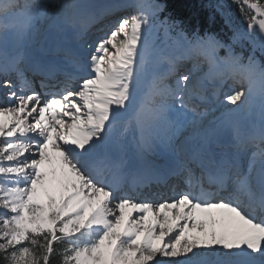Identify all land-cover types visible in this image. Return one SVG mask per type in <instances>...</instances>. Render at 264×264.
Returning a JSON list of instances; mask_svg holds the SVG:
<instances>
[{
    "label": "snow or ice",
    "instance_id": "snow-or-ice-1",
    "mask_svg": "<svg viewBox=\"0 0 264 264\" xmlns=\"http://www.w3.org/2000/svg\"><path fill=\"white\" fill-rule=\"evenodd\" d=\"M231 2L244 29L216 8L231 40L252 44L246 62L216 33L161 19L159 0L98 12L85 0H0V264H264V0ZM161 30L179 55L157 43ZM69 31L74 46L25 59L27 43ZM195 58L220 70L214 99L233 81L215 128L198 111V66L179 72Z\"/></svg>",
    "mask_w": 264,
    "mask_h": 264
},
{
    "label": "bare ground",
    "instance_id": "bare-ground-1",
    "mask_svg": "<svg viewBox=\"0 0 264 264\" xmlns=\"http://www.w3.org/2000/svg\"><path fill=\"white\" fill-rule=\"evenodd\" d=\"M22 1L23 0H21V2ZM85 2L93 6L92 7L93 11H97L96 6L101 7L102 4L106 3L107 1L85 0ZM120 2H121V0H119L117 3H120ZM125 12H131V9H126ZM117 13L114 16L108 17V19L109 20H115L117 18V16L122 15V14H117ZM89 30H92V31L95 30V26H93V28H91ZM67 42H72L73 46L75 45V32L74 31H69L66 38L61 37L57 41H53L51 38L44 40L43 37H38L35 43H27L23 48V52H24V55L26 58L35 57L36 55H37L36 57H38L39 51L43 52V54L50 53V52L53 53L57 46L63 48V46L61 44H64V47H65ZM176 55H178V54H176ZM203 63H206V61L203 60ZM214 70H217V69L206 68L204 71H203V69L202 70L198 69L196 71V75L199 77H203V83L205 82L206 79H209L211 82H215L218 80L217 79L214 80V73H215ZM58 78L63 80V76H59ZM1 79H2V76H0V80ZM30 79H33V78H30ZM33 84L37 88V90H39V84H35V83H33ZM0 91H1V88H0ZM1 99H3V97H1L0 100ZM214 103H216V102H214ZM216 105H218V103ZM223 107L232 108L234 106L231 104H228V105H224ZM223 107H222V105H219V107H217L213 112L208 113V115L204 118V121H203L205 127H208V128H215L216 127L217 118L220 117V114L223 111ZM238 115H239V117L242 118V117H244L245 114L240 113ZM250 118L254 119V120L259 118L258 107H254L252 116ZM183 135H187V132L183 133ZM229 136H230V132H228V131H223L221 133V137H223L224 139H227ZM124 154H125V157L128 159H135V148L133 146L131 136H129L127 139ZM153 159H155L157 161V163L164 164L168 158L164 155H158V156L153 157ZM143 190H146V189H143ZM164 196H167V195H164Z\"/></svg>",
    "mask_w": 264,
    "mask_h": 264
},
{
    "label": "trees",
    "instance_id": "trees-1",
    "mask_svg": "<svg viewBox=\"0 0 264 264\" xmlns=\"http://www.w3.org/2000/svg\"><path fill=\"white\" fill-rule=\"evenodd\" d=\"M221 1L225 6V11L230 7L235 9L231 0ZM159 2L164 5V15L171 19H179L182 23L181 26L188 33L199 28L201 33L211 31L221 39L229 41L230 32H228L227 25L224 24V19L216 8L219 0H159ZM210 17L215 19L210 21ZM57 248L59 247L57 246ZM58 259V257H54L52 264H59Z\"/></svg>",
    "mask_w": 264,
    "mask_h": 264
},
{
    "label": "rangeland",
    "instance_id": "rangeland-1",
    "mask_svg": "<svg viewBox=\"0 0 264 264\" xmlns=\"http://www.w3.org/2000/svg\"><path fill=\"white\" fill-rule=\"evenodd\" d=\"M103 1V0H102ZM23 2V1H22ZM238 10V9H237ZM230 15L232 17H234V15L236 14L235 12H229ZM117 14H121L120 12H118ZM240 20H241V23L237 25V27L241 28V29H244L245 28V25L242 21V17L240 16ZM91 35V34H89ZM157 43L160 44V46L164 49V51L167 53V54H180V53H177V52H180V49L177 47V45L175 44L174 40L173 39H166L165 38V35H164V32L163 30H161L159 32V37H158V40H157ZM242 43L244 44V46H247V48H250V50L252 49V44L248 41V40H242ZM247 58L244 57V61L246 62ZM195 64L197 63V66L199 69H203V71L206 69V68H209V65L208 63H203L205 65V67L203 65L200 64V62H198V58H195ZM205 68V69H204ZM146 86V85H145ZM223 95V94H221ZM222 100H223V96L222 98L219 99V104L222 105ZM219 104L216 105L215 107H219ZM213 108V107H212ZM210 108V110H208V113H211L213 112L216 108ZM212 110V111H211ZM59 248L61 247V245H57ZM59 260V259H58Z\"/></svg>",
    "mask_w": 264,
    "mask_h": 264
}]
</instances>
